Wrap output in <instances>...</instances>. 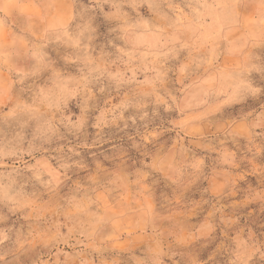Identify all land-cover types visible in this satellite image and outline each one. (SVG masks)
<instances>
[{
    "label": "rangeland",
    "instance_id": "1",
    "mask_svg": "<svg viewBox=\"0 0 264 264\" xmlns=\"http://www.w3.org/2000/svg\"><path fill=\"white\" fill-rule=\"evenodd\" d=\"M0 264H264V0H0Z\"/></svg>",
    "mask_w": 264,
    "mask_h": 264
}]
</instances>
